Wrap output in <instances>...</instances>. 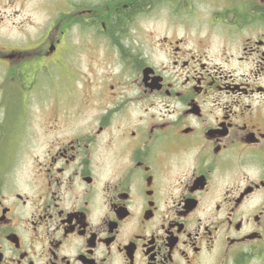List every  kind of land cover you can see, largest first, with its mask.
I'll return each mask as SVG.
<instances>
[{"label":"flooded vegetation","instance_id":"obj_1","mask_svg":"<svg viewBox=\"0 0 264 264\" xmlns=\"http://www.w3.org/2000/svg\"><path fill=\"white\" fill-rule=\"evenodd\" d=\"M19 1L0 264H264V0H65L67 29L32 34L8 27ZM79 47L82 86L58 92Z\"/></svg>","mask_w":264,"mask_h":264},{"label":"rangeland","instance_id":"obj_2","mask_svg":"<svg viewBox=\"0 0 264 264\" xmlns=\"http://www.w3.org/2000/svg\"><path fill=\"white\" fill-rule=\"evenodd\" d=\"M74 1L80 2L79 0ZM19 2L21 5L16 4V6L9 7V19L7 24L8 27H10V30L12 28V23L15 22L17 27L23 29L26 34H32L38 31L39 27L41 30H44L46 27H48L50 30H53L55 27V22L58 21V26L61 27V23H63L65 20V17L60 18L59 16V11L65 7V0H24ZM65 23L67 24L66 20ZM66 24L64 26L65 30L67 29ZM157 24H160V22ZM74 30L75 29L72 31ZM77 52L79 55H75L73 61H67L62 58V61L56 66L54 70L56 77V89L58 92L72 87L76 88L75 90H77L82 86V73L85 66V63L83 62H85V60L83 54L80 51V47ZM68 63L77 70L76 78ZM76 104L77 103L74 105Z\"/></svg>","mask_w":264,"mask_h":264},{"label":"trees","instance_id":"obj_3","mask_svg":"<svg viewBox=\"0 0 264 264\" xmlns=\"http://www.w3.org/2000/svg\"><path fill=\"white\" fill-rule=\"evenodd\" d=\"M128 13V10L127 9H123V10H120V12H118L117 14H114V16H112V18L110 19V23L111 24H114L116 21H117V18H118V15L120 17V19H124L125 15ZM125 14V15H124ZM64 17V15H60V18ZM64 20V19H63ZM59 22V21H58ZM57 22V23H58ZM65 20L63 21L62 25H61V29H64V26H65ZM67 25V24H66Z\"/></svg>","mask_w":264,"mask_h":264}]
</instances>
